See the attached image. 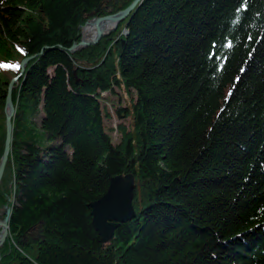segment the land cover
Masks as SVG:
<instances>
[{
	"label": "trees",
	"instance_id": "obj_1",
	"mask_svg": "<svg viewBox=\"0 0 264 264\" xmlns=\"http://www.w3.org/2000/svg\"><path fill=\"white\" fill-rule=\"evenodd\" d=\"M132 2L0 0V159L8 84L37 54L13 88L0 264H264V0H141L70 51ZM122 83L116 142L102 93ZM130 172L136 215L103 243L90 202Z\"/></svg>",
	"mask_w": 264,
	"mask_h": 264
},
{
	"label": "water",
	"instance_id": "obj_2",
	"mask_svg": "<svg viewBox=\"0 0 264 264\" xmlns=\"http://www.w3.org/2000/svg\"><path fill=\"white\" fill-rule=\"evenodd\" d=\"M140 1L141 0H133V2L123 10L106 16H96L88 20L85 25L93 22L96 26L95 36L91 39H86L85 37L82 38L80 42L74 43L70 47V51L74 53L75 51H78L89 45L96 44L104 35L115 30L118 23L129 16V14ZM107 21H110V23L113 24V28L110 30L101 27L103 26V23ZM36 55L37 54H33L21 61V70L19 74L14 76L8 84L5 105L6 138L4 151L0 159V182L2 180L6 163L11 152L13 137V117L16 110L13 101V88L15 83L23 75L28 62L35 58ZM135 188V175L133 173L130 172L126 174L116 175L111 177L108 189L104 193V195L99 199L90 202L91 213L93 216L92 224L96 231L99 233L103 243H107L108 241L112 240L116 228H118L121 223L130 221L135 217L136 211L133 205ZM10 213L11 208L6 206L4 218L0 217V247L5 243L9 235Z\"/></svg>",
	"mask_w": 264,
	"mask_h": 264
},
{
	"label": "rangeland",
	"instance_id": "obj_3",
	"mask_svg": "<svg viewBox=\"0 0 264 264\" xmlns=\"http://www.w3.org/2000/svg\"><path fill=\"white\" fill-rule=\"evenodd\" d=\"M101 16H106V15H101ZM94 17H96V16H94ZM84 27H82V32H81L82 38H84V34H83V28ZM117 27H118V25H117ZM112 28H113V25H112ZM107 30H110V29H107ZM115 30L107 33L103 37L114 33ZM82 38H81V40H82ZM100 40L96 44H98L100 42ZM76 43H78V42H76ZM96 44H92V45H96ZM89 46H91V45H89ZM89 46H87L85 48H88ZM85 48H82V49H85ZM82 49H80V50H82ZM133 94H134L133 90L127 88L123 83L121 85L115 86L113 91H105L102 93V97H103L102 104L106 105V110L109 113V119L107 120V124L111 128L112 136L116 142L118 141L119 137L121 136L120 126H124L127 129L129 128L130 130L133 129L132 114H130L127 117L126 116H120L118 113V110H117L118 108L122 107V108H126L127 110H129L131 112L132 104H133V101H132V98H133L132 95ZM42 115H43V110L41 111L39 117L36 118L37 125H40V118ZM4 216L5 215H0L1 218H4Z\"/></svg>",
	"mask_w": 264,
	"mask_h": 264
},
{
	"label": "bare ground",
	"instance_id": "obj_4",
	"mask_svg": "<svg viewBox=\"0 0 264 264\" xmlns=\"http://www.w3.org/2000/svg\"><path fill=\"white\" fill-rule=\"evenodd\" d=\"M112 25L113 24H111L110 21H107L103 23V26L101 25L100 26L105 29H111ZM83 34L86 39L93 38L96 34L95 24L92 22V23H88L87 25H85V27L83 28Z\"/></svg>",
	"mask_w": 264,
	"mask_h": 264
},
{
	"label": "snow or ice",
	"instance_id": "obj_5",
	"mask_svg": "<svg viewBox=\"0 0 264 264\" xmlns=\"http://www.w3.org/2000/svg\"><path fill=\"white\" fill-rule=\"evenodd\" d=\"M237 11L239 12L240 11V9H237ZM228 47H231L232 45H231V42H229V44L227 45ZM11 67H15V68H19V65L17 64V65H14V66H11ZM241 71H244V69H241ZM238 79V78H237ZM229 95H231V92H229Z\"/></svg>",
	"mask_w": 264,
	"mask_h": 264
}]
</instances>
